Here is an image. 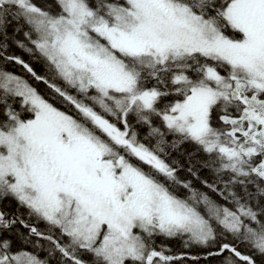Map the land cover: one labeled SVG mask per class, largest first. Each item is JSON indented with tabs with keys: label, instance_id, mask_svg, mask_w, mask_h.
Returning <instances> with one entry per match:
<instances>
[{
	"label": "trees",
	"instance_id": "16d2710c",
	"mask_svg": "<svg viewBox=\"0 0 264 264\" xmlns=\"http://www.w3.org/2000/svg\"><path fill=\"white\" fill-rule=\"evenodd\" d=\"M81 1L96 12L97 20L104 21H110L112 16L106 11L108 7L113 11L123 4V0ZM172 1L184 4L229 39L240 41L245 37L243 30L227 15L231 0ZM61 3L60 0H24L21 4L18 0H0V115L3 120L4 111L5 115L10 114L12 126L19 123L18 118L22 116L21 97L8 96L6 90L15 87L7 86L5 79L21 76L24 34L36 36L34 42L39 41L41 15L44 17L47 11L46 17L52 18L64 11ZM170 53L173 55L168 53L153 64L148 59L127 60L134 72L130 74L137 82L131 96L113 100L96 92L98 104L90 99L72 100L76 107L95 109L103 119L118 126L120 142L117 145L107 138L99 140L104 141L107 148L118 151L146 178H151L157 190L168 191L170 197L187 207L197 205L193 207L199 212L209 210V214L202 216L212 230L206 244L196 239L183 241L169 237L170 256L177 257L174 264H215L218 261L219 264H264V96L261 98L264 88L242 78L245 77L242 72L210 54L198 51L179 54L175 50ZM23 58L35 72L45 76L42 60L28 58L25 54ZM194 89H202L210 96L206 127L200 133H192L168 121L172 109ZM142 92L151 94L146 104L135 99ZM65 101L69 100L58 102ZM89 117L90 114L83 119L87 124L92 123ZM75 118L81 121L82 116L77 114ZM138 147L153 156L156 166L132 155L133 148ZM10 197L12 199L0 203L6 218L13 220L7 228H0V236L7 244L21 246V254L39 264H78L60 255L54 259L49 239L20 226V221L29 226L33 221L27 223L28 215L21 203L11 194ZM35 230L50 235L49 228L37 226ZM66 230L71 236H77ZM60 239L62 242V236ZM78 256L85 264H112L98 255ZM132 261L134 259L128 258L122 263L133 264Z\"/></svg>",
	"mask_w": 264,
	"mask_h": 264
},
{
	"label": "rangeland",
	"instance_id": "374dc122",
	"mask_svg": "<svg viewBox=\"0 0 264 264\" xmlns=\"http://www.w3.org/2000/svg\"><path fill=\"white\" fill-rule=\"evenodd\" d=\"M18 1L21 2V0ZM102 9L105 10L106 7L102 6ZM106 11L112 13L110 21L92 20L85 14L88 12V16H90L91 11L86 10L79 1L72 0L71 3L66 1L64 4L61 16L63 19L59 17L55 19L43 17L41 19L43 25L40 39L45 41L49 35L51 36V42L46 46L47 51L53 52V59L56 63L70 70L73 75L86 79L84 84L90 90L94 89L101 94L111 96V98L114 95L116 98L128 96L133 93L135 79L129 72L131 65L127 60H130V57H145L153 63L161 61L162 58L168 56L166 55L168 53L173 55L170 53L171 50H175L179 54L195 51L210 54L211 57L218 58L242 72L246 78H251L258 88L259 85L263 86L261 89L264 88V0H231L229 2L226 10L227 15L235 26L243 30L245 35L240 41L225 37L184 4L172 0H123L121 8L112 11V7H108ZM90 33L103 40L107 39L105 47L98 46V39L90 38ZM108 43L116 47V52L124 57L118 59L113 56L108 51L110 50ZM89 67L93 69H89ZM5 84L9 87L16 86L14 94L8 92V96L21 95L20 79L8 77L5 79ZM114 89L116 93H114ZM193 91L172 109L168 121L172 124H180L192 133H200L206 127L210 96L202 89ZM262 91H260L261 98L264 96V89ZM150 96L144 92L138 94L135 99L146 104L150 101ZM34 101L37 104H44L39 99ZM18 111L20 112V110ZM43 111L40 110L36 119L47 125L49 122L45 120L46 115L60 116L64 122L68 120L59 112ZM82 113L86 117L88 116L85 111ZM82 113L77 114L82 116L81 119L86 120ZM5 114L4 111L3 120L0 115V190L5 184L11 182L9 185L14 188L16 195L21 196V176L26 170L33 180V187L41 190L40 193L37 191L38 196L34 198L36 205L41 213L48 212L51 209V198L55 193L50 189L52 184H50V179H47V175L50 171L57 172V174L67 172L69 175L64 176L68 183L61 184L60 188L71 193L69 199H72L73 202L74 220L66 224L70 225L73 232L77 234V236L67 237L69 242L75 244L76 238L87 236V240L81 238L85 244H88L91 235L96 236L97 232H101L104 235V244L108 242L114 246L115 250H118L119 247H126L129 244L127 241L131 238L126 233L128 224L133 220L130 213L126 214L128 217L130 216L128 220L127 217L121 218L116 215L121 213L117 210L118 202L112 195L111 189L105 188L106 183L99 184L100 182L97 183L89 179L84 183V181H79L78 174H71L73 171H77L79 166L73 161L70 154H78L77 150L81 148L74 136V131V137H70L71 151L69 154H64L60 147L57 151H52L49 148V151L46 150L42 154L41 152L44 151H40L37 147L35 148L37 152H34L33 148L25 145L21 138V134H26L27 141H35L27 132L28 124L21 126V117H19L20 122H16L12 126L10 114ZM90 120L92 121V117ZM76 121L78 122L79 119L77 118ZM77 122L74 121L73 129L75 124H79ZM59 127L65 128L64 126ZM76 129L80 131V128ZM88 138L90 139L89 136ZM85 146L94 156L95 148L88 141ZM106 156L111 160L106 162L118 167V173L122 180L131 187L129 191L121 190L124 200L130 201L131 208L128 209H131V213H137L139 216L141 214L144 216L157 215L160 225L162 221H167L170 233L183 229L184 231L173 235L176 239L183 241L194 237L201 239L199 234L204 235L206 230H211L209 225L204 224L202 218L209 210L204 209L203 212H199L191 206L187 207V204L181 203L176 198L168 196L167 193L153 189L150 183H143L138 174L132 172L131 164H124V160L114 158L113 151L107 150ZM8 179L9 181H7ZM86 186L89 188L87 189ZM95 187L101 188L103 197H97ZM10 194H7L6 200L12 199ZM11 195L13 199L21 203V198ZM102 199L105 200V205H103ZM124 200L122 203L125 202ZM106 205L109 211L105 210ZM122 242H124L123 245H121ZM10 245L0 242V264H39L27 255L21 254V246L11 245L12 248ZM138 246L140 245H135V248L140 253ZM3 250L8 253H4ZM86 251L91 252L92 248L88 247ZM115 252L118 251H114V254ZM117 258L110 261L117 263L119 260ZM226 264H231V262Z\"/></svg>",
	"mask_w": 264,
	"mask_h": 264
},
{
	"label": "flooded vegetation",
	"instance_id": "af4514ba",
	"mask_svg": "<svg viewBox=\"0 0 264 264\" xmlns=\"http://www.w3.org/2000/svg\"><path fill=\"white\" fill-rule=\"evenodd\" d=\"M23 3L24 0H21V4ZM35 6L36 5H34V8L37 9ZM57 7V9L60 8L59 5ZM35 12L37 13L36 10ZM45 13L44 15L48 16ZM91 14L92 16L97 17L95 11H92ZM36 25L37 27L39 26V24ZM40 30L41 29L39 28L40 35L39 41L37 42H34L36 36L28 37L24 34V40H26V43L22 44L23 50L21 49V126L23 124H28L27 132L31 135V138L35 139V141H27L26 134H21V138L23 139L25 145L27 144L33 148L34 152H37L35 149L37 147L40 151H44L41 152L42 154H44L46 150L49 151V148L52 151H57L58 147H60L64 154H69L71 151L70 137L72 136L73 138L75 136L81 145V148L78 150L76 149L78 154H70L73 161H75L79 166L77 171H73L71 174H78L77 177L79 178V181H84V183L85 180L88 179L96 181L97 183L100 182L99 184L106 183L105 188L111 189L112 195L115 196V200L117 199V210L120 212L123 211V214H127V212H129L133 220L129 223L126 230V233H128L131 237L130 240L127 241L129 244L126 247H119L118 250H115L113 249L114 246L108 242L104 244V235L101 232H97L96 236L91 235L88 240L90 243L88 244H85L82 240V238L87 240V236H80V238H76L75 244H72L67 238L71 236L70 232L66 229H69L72 232L73 229L66 223L74 220L72 211L73 202L72 199H69L71 193H69L68 190L63 191V189L60 188L62 186L61 184H65V182L68 183L67 178L64 175L69 174L67 172H60V174L53 171H50V173L48 172L49 175H47V179H50V184H52L50 189L55 194L53 198H51V209L48 212L43 211L41 213V210L38 208L34 200L35 196H38L37 191L40 193L41 190L40 188L33 187L32 178L29 175L27 176L24 171L21 176L20 188L21 208H23L28 215L27 219L29 221L27 223H31L30 220L33 221V223L29 226L23 221H20V226L24 228L27 227L29 231L34 232L37 236H44L49 239L52 245L50 252L54 259L60 255L78 264H85L84 261H80L78 255L86 253L93 256H101L105 260H111L118 257V262L112 264H124L122 262L128 258L134 259V261H132L134 262L133 264H174L173 261L177 257L174 259V257L171 258L170 256V242L168 239L171 235L167 221H162V224L160 225L159 217H157V215H154L157 218L156 222H154V220H152V218H154L153 214L145 216L141 214L139 216L137 213H131V209H128L129 207L131 208L130 201L126 202L124 200V194L121 191L122 189L129 191L131 190V187L122 180V177L117 172V168L106 162L109 159L106 158L104 154L102 144L96 140L99 136H101L103 138H108L110 141H113L115 145H117L118 142H120V139L118 138L120 135L118 126L111 125L101 118L94 117V120L96 121L95 123L90 125L82 123L75 124V128L73 129L75 121V118L73 117L74 112H87V110L75 109L72 98L76 95L77 97L84 99L92 90L84 84V78L82 77H74L71 75L65 77L56 76V69L51 59L44 53V51L41 50L43 45L46 43V40L44 41L43 39H40ZM32 39L33 42L31 43ZM100 40L102 39L100 38ZM109 45L114 52L117 51L116 47H113L110 43ZM24 48H30V50L26 51ZM24 54L28 58L43 61L42 64L45 65L44 68L46 70L43 72L45 76H42V73L40 74L35 72L31 65L26 63L23 58ZM75 80L76 83L74 82ZM79 84L83 85L84 89L82 92L78 91L80 88ZM113 91L116 90L114 89ZM36 99L43 101L44 104H37L34 101ZM62 99L69 101H65L63 103L58 102L62 101ZM40 110H44L43 112H59L61 115L63 114L66 116L68 120L67 122H64L60 116L54 114L46 115L45 120L49 122V125H47L36 119V116L40 114ZM59 126H64L65 128ZM76 128H80V131ZM90 128H94L95 131H98V134L92 132V134H90L88 131ZM73 131L75 133L74 136ZM87 141L95 148L94 156L85 146ZM144 155L145 153L142 151L140 153V157L144 159ZM91 159L97 163L93 162ZM86 187L87 189L89 188L88 186ZM94 189H96L98 198L103 197L100 187H95ZM165 193L169 195L168 191H165ZM6 196L7 194L0 192V203L6 201ZM123 200L125 201L124 203H122ZM102 203L105 205L104 199H102ZM2 208H4V206L0 207V228H7L13 223V220L12 218H6V215L4 214L5 211H3ZM105 210H108L107 205ZM130 216L128 217L126 215L125 217H127L128 220V218L130 219ZM37 226L49 228L50 235H42L41 232H37V230H35ZM59 227H64L66 229L60 230ZM60 236L63 238L62 242ZM0 241L7 243V240L2 237V235L0 236ZM76 241L79 244H77ZM62 243L64 245H62ZM123 243L124 242H122L121 245H123ZM135 245H140L137 247L140 253L137 252ZM88 247L92 248L91 252L86 251V248ZM114 251L118 252H115L114 254ZM237 256L241 257L239 255ZM141 260H144L145 262L142 263ZM215 264H219V261Z\"/></svg>",
	"mask_w": 264,
	"mask_h": 264
},
{
	"label": "water",
	"instance_id": "95a60500",
	"mask_svg": "<svg viewBox=\"0 0 264 264\" xmlns=\"http://www.w3.org/2000/svg\"><path fill=\"white\" fill-rule=\"evenodd\" d=\"M153 220H155V218Z\"/></svg>",
	"mask_w": 264,
	"mask_h": 264
}]
</instances>
